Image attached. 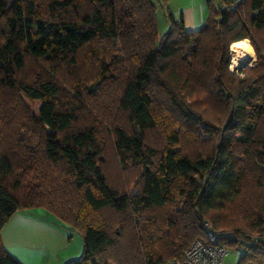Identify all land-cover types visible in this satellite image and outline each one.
Segmentation results:
<instances>
[{"label": "trees", "instance_id": "trees-1", "mask_svg": "<svg viewBox=\"0 0 264 264\" xmlns=\"http://www.w3.org/2000/svg\"><path fill=\"white\" fill-rule=\"evenodd\" d=\"M160 6L161 34L152 0H0V230L41 207L82 236L63 264H165L206 220L264 264V0Z\"/></svg>", "mask_w": 264, "mask_h": 264}, {"label": "crops", "instance_id": "crops-1", "mask_svg": "<svg viewBox=\"0 0 264 264\" xmlns=\"http://www.w3.org/2000/svg\"><path fill=\"white\" fill-rule=\"evenodd\" d=\"M210 1L216 4L219 0ZM168 4L174 17L182 16L186 30L204 24L207 0H187L183 5L168 0ZM249 47L253 60L254 49L250 44ZM73 231L44 208L36 207L15 211L1 228L0 237L5 250L22 264H63L77 258L82 248L80 238Z\"/></svg>", "mask_w": 264, "mask_h": 264}, {"label": "built area", "instance_id": "built-area-1", "mask_svg": "<svg viewBox=\"0 0 264 264\" xmlns=\"http://www.w3.org/2000/svg\"><path fill=\"white\" fill-rule=\"evenodd\" d=\"M227 2L236 3L240 0H225ZM239 66L230 65L232 72L238 73ZM201 227L205 232V240H194L184 251L181 260L171 261L172 264H223L226 255L229 252V247L225 244L216 243V237L212 232L211 224L203 220ZM245 264H257L254 262H247Z\"/></svg>", "mask_w": 264, "mask_h": 264}, {"label": "rangeland", "instance_id": "rangeland-1", "mask_svg": "<svg viewBox=\"0 0 264 264\" xmlns=\"http://www.w3.org/2000/svg\"><path fill=\"white\" fill-rule=\"evenodd\" d=\"M153 3L156 5V19H157V25H158V32L161 34L163 33L164 31H166L168 29V22H167V19H166V16H165V13L163 12V9L161 8L160 6V0H152ZM187 0H174V4H178V5H183L185 4ZM172 4V5H174ZM239 41H244L246 44L247 42L245 40H239ZM248 45V55H249V59L248 61H245V62H240V64H236L237 66L239 67H244V66H250V65H254L255 64V59H256V54H255V51H254V57L255 59L251 60V50H250V47H249V44ZM231 46V44H230ZM230 46H229V52H230ZM230 65L231 67L235 66V63L232 62L231 60V55H230V63H229V69H230ZM37 107V103H35L33 105V109H35ZM136 187H132L130 189V193L131 194H134L136 192ZM74 234L80 238L81 242H82V236L81 234L74 230L73 231ZM82 245H83V242H82ZM82 252V248H81V251L80 253L78 254L77 258L80 256ZM242 253V249H230L228 254L226 255L225 259H224V263L223 264H237V261L240 257Z\"/></svg>", "mask_w": 264, "mask_h": 264}, {"label": "bare ground", "instance_id": "bare-ground-1", "mask_svg": "<svg viewBox=\"0 0 264 264\" xmlns=\"http://www.w3.org/2000/svg\"><path fill=\"white\" fill-rule=\"evenodd\" d=\"M240 45H244L245 47H240ZM248 45L244 41H234L231 43L230 46V55H231V60L233 63L240 64V62H245L249 60V55H248ZM241 53H243L241 55Z\"/></svg>", "mask_w": 264, "mask_h": 264}, {"label": "clouds", "instance_id": "clouds-1", "mask_svg": "<svg viewBox=\"0 0 264 264\" xmlns=\"http://www.w3.org/2000/svg\"><path fill=\"white\" fill-rule=\"evenodd\" d=\"M240 47H245L244 45H240ZM243 53H241V55H242Z\"/></svg>", "mask_w": 264, "mask_h": 264}]
</instances>
